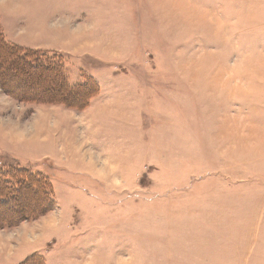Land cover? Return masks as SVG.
<instances>
[{"label": "rangeland", "instance_id": "rangeland-1", "mask_svg": "<svg viewBox=\"0 0 264 264\" xmlns=\"http://www.w3.org/2000/svg\"><path fill=\"white\" fill-rule=\"evenodd\" d=\"M62 5L79 23L36 51L53 80L0 86V169L53 197L0 223V264H264V0ZM25 13L45 37L43 7ZM85 176L126 193L79 195Z\"/></svg>", "mask_w": 264, "mask_h": 264}, {"label": "trees", "instance_id": "trees-1", "mask_svg": "<svg viewBox=\"0 0 264 264\" xmlns=\"http://www.w3.org/2000/svg\"><path fill=\"white\" fill-rule=\"evenodd\" d=\"M37 52L8 44L0 30V86L7 91L17 90L16 85L27 84L28 79L33 77L29 90L35 93L39 88V91H43L47 83L53 80L51 73L58 72L59 68ZM55 82L60 83L59 80ZM56 86L52 90L56 91ZM11 91L9 94H16ZM32 194L36 196L30 200ZM52 205L51 185L42 175L19 167L5 171L0 169L1 224L10 226L17 221L32 219L35 215L48 212Z\"/></svg>", "mask_w": 264, "mask_h": 264}, {"label": "crops", "instance_id": "crops-1", "mask_svg": "<svg viewBox=\"0 0 264 264\" xmlns=\"http://www.w3.org/2000/svg\"><path fill=\"white\" fill-rule=\"evenodd\" d=\"M6 3L7 5H3V1L1 2L0 0V30L5 42L10 45L35 51H58L62 53V51L57 50L56 47L61 45L57 42V40H63L65 38V36L62 35L64 28H62L63 31H56L55 29H52L53 26L55 24H57L58 26H62L64 25V23H67L68 26L66 25V27L70 28L72 21L75 23H79V21L76 20H62L63 15L66 14L62 5V0H44L39 2H31L30 0H7ZM33 3H39L43 7L44 16L47 17L46 25L48 29L46 31L45 37H43V26L39 22V17L31 19L25 13ZM101 46H103V44ZM101 49L105 50L104 48ZM90 105L89 108L92 107V105ZM129 107L136 109L137 105H130ZM94 178L85 176V178L80 179V185L85 186L87 189H89L84 191L81 190L78 193L79 195L83 193L95 192L99 197H109L111 199L113 195L117 196L118 194H120V192H122L123 194L126 193V190L123 192V190L121 191L115 188H110L106 189V191H103L100 189V180L103 181V179L98 180L97 178ZM69 181L75 185V183H73L74 178L70 177ZM94 186L95 189H93ZM96 188H98V190ZM37 242H35V244ZM32 250H30L29 247L28 250H26L25 252L23 251L24 253L21 252L22 255L14 259V262L12 264H20L28 256L38 255Z\"/></svg>", "mask_w": 264, "mask_h": 264}]
</instances>
